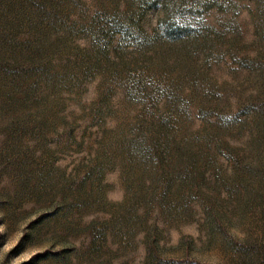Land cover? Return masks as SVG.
<instances>
[{"label": "rangeland", "instance_id": "rangeland-1", "mask_svg": "<svg viewBox=\"0 0 264 264\" xmlns=\"http://www.w3.org/2000/svg\"><path fill=\"white\" fill-rule=\"evenodd\" d=\"M0 264H264V0H0Z\"/></svg>", "mask_w": 264, "mask_h": 264}, {"label": "trees", "instance_id": "trees-1", "mask_svg": "<svg viewBox=\"0 0 264 264\" xmlns=\"http://www.w3.org/2000/svg\"><path fill=\"white\" fill-rule=\"evenodd\" d=\"M165 19L171 16L168 9L164 10ZM165 32L162 34L164 38L167 39H180L186 32V28L179 26L177 28H172L171 26L165 27ZM177 250H182L184 252H190L194 248V237L192 235H184L180 238L178 243L175 245ZM146 259L149 262L161 261L162 258L159 257V253L163 250L157 236H148L146 240Z\"/></svg>", "mask_w": 264, "mask_h": 264}]
</instances>
